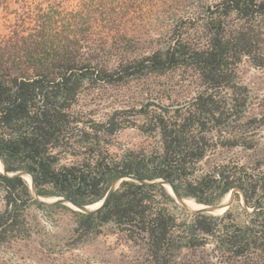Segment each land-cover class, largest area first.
I'll return each mask as SVG.
<instances>
[{
  "label": "trees",
  "instance_id": "1",
  "mask_svg": "<svg viewBox=\"0 0 264 264\" xmlns=\"http://www.w3.org/2000/svg\"><path fill=\"white\" fill-rule=\"evenodd\" d=\"M0 10L11 18L0 38V157L9 174L30 173L39 196L82 206L100 202L127 176L166 180L202 205H219L239 189L249 208L264 206L261 165L222 158L239 147L254 149L264 128V105L248 115L251 93L236 72L244 61L264 68V0L204 5L178 22L165 48L134 59L120 48L94 46L88 30L93 18L81 11L47 0H0ZM107 56L118 57L116 66L109 67ZM171 74L195 96L165 104L172 89L151 88V80ZM87 82L149 88L140 109L135 105L99 122L74 111ZM129 128L150 144L114 154L110 138ZM0 188V243L30 238L25 211L35 200L29 185L0 173ZM170 203L174 199L162 186L125 181L102 211H71L75 233L78 239L95 237L112 225L144 248L151 264H264V210L246 214L244 223L232 212L197 211L180 221ZM208 247V260L179 258L185 250Z\"/></svg>",
  "mask_w": 264,
  "mask_h": 264
},
{
  "label": "rangeland",
  "instance_id": "2",
  "mask_svg": "<svg viewBox=\"0 0 264 264\" xmlns=\"http://www.w3.org/2000/svg\"><path fill=\"white\" fill-rule=\"evenodd\" d=\"M47 1L56 2L68 11H81L86 18L91 16L93 23L88 30L93 32V45L126 50L127 58L134 59L165 48L169 44L170 34L182 18L192 16L200 7L218 0ZM9 20L11 18L0 10V38L7 34ZM117 58L106 57L110 68L116 66ZM236 72L238 81L251 93L248 115L257 114L264 105V68L244 61ZM178 81V74H171L152 79L151 88L172 89L173 93L164 100L165 104L195 96L194 88L177 85ZM148 88L146 84L138 82L123 86L92 85L87 82L79 94L74 111L88 119L105 122L117 111L130 110L135 105L140 109L141 102L147 98ZM256 139L258 144L254 149L239 147L225 151L222 158L248 167L260 164L264 171V128ZM149 144L150 141L140 130L129 128L111 137L108 146L114 154H122ZM4 196L5 191L0 188V213L5 210ZM189 205L192 207L195 203ZM168 207L180 221L191 220L193 213L184 210L175 200ZM71 211L74 210L65 205L43 206L36 201L30 204L25 216L31 237L0 243V264H151L146 250L127 241L112 225L105 226L100 235L78 239L75 233L77 218ZM228 212H232L240 223H244L246 214H250L238 196ZM212 256L213 248L208 247L185 250L179 258L184 262L204 261Z\"/></svg>",
  "mask_w": 264,
  "mask_h": 264
},
{
  "label": "water",
  "instance_id": "3",
  "mask_svg": "<svg viewBox=\"0 0 264 264\" xmlns=\"http://www.w3.org/2000/svg\"><path fill=\"white\" fill-rule=\"evenodd\" d=\"M0 160L2 161V164H3V169L0 171V173L8 176V177H20L23 179V176L24 175H29L31 177V182H32V186H29L30 188V191H31V194L33 196V199L42 204L43 206H52V205H65V206H68L69 208H71L72 210L74 211H77V212H80V213H83V214H95L97 212H100L104 209V207L106 206V204L108 203L109 199L111 198V196L120 188V186L122 185L123 182L125 181H132V182H136V183H139L141 185H147V186H162L163 188H165L167 185L171 188L173 194H175L176 198H179L181 200H184L186 198H183L180 193L178 192V190L173 186V184H171L170 182L166 181V180H154V181H144V180H139L137 179L136 177L134 176H127V177H123V178H120L118 179L117 181H115L110 190L108 191L106 197L101 200L100 202L94 204V205H90V206H82V205H79L73 201H70L68 199H65V198H54V199H48V198H44V197H41L39 196V194L37 193V189H36V185H35V182H34V179H33V176L30 174V173H27V172H18V173H15V174H9L7 171H6V167H5V163L3 161V159L0 157ZM24 180V179H23ZM234 190H239V189H234ZM233 191V190H232ZM241 193H237V192H234L230 198V202H229V205H228V208L227 210L223 213V214H220V215H216V214H209V215H212V216H223L225 215V213L227 211H229L237 196L239 195L240 196V199H241V202L242 204L244 205L246 211L250 214L256 212V211H260V210H264V206L263 207H259V208H255V209H251L248 207V205L246 204L245 202V197L242 193L241 190H239ZM169 193V192H168ZM170 194V193H169ZM170 196L177 202V199H175V197L172 196V194H170ZM229 196V194L225 197V199ZM242 196V198H241ZM194 201V200H193ZM195 202V201H194ZM196 203V202H195ZM97 204H101V206L95 210H87L88 207H93ZM178 204V203H177ZM197 205H202V204H198L196 203ZM179 206H181L180 204H178ZM203 206H206V207H213V209L215 210H218L220 208V204L219 205H215V206H208V205H203ZM182 207V206H181ZM183 208V207H182ZM184 209V208H183ZM185 210V209H184ZM187 211V210H186ZM188 212V211H187ZM191 213V212H190ZM193 214H198V213H193ZM202 214H205V213H202Z\"/></svg>",
  "mask_w": 264,
  "mask_h": 264
},
{
  "label": "bare ground",
  "instance_id": "4",
  "mask_svg": "<svg viewBox=\"0 0 264 264\" xmlns=\"http://www.w3.org/2000/svg\"><path fill=\"white\" fill-rule=\"evenodd\" d=\"M0 165H1V168H0V171L3 169V164H2V161L0 160ZM23 179L24 181L29 185V186H32V182H31V177L29 175H24L23 176ZM166 191L169 192L170 194H172L173 197H175V199H177V203L180 204L185 210L189 211V212H196V211H199V212H202V213H205V214H216V215H220V214H223L227 208H228V205H229V202H230V198L232 196V194L234 192H237V193H241L239 190H233L229 193L230 197H229V201L228 203H226V199H224L221 203H220V208L218 210H215L213 209V207H206V206H203V205H197L193 200L191 199H184V200H181L179 198H176L175 194H173L171 188L167 185L165 187ZM242 198V196H241ZM48 199H54V198H48ZM192 203H195L194 206H190L189 204H192ZM101 206V204H97L93 207H88L87 210H95L97 208H99Z\"/></svg>",
  "mask_w": 264,
  "mask_h": 264
},
{
  "label": "flooded vegetation",
  "instance_id": "5",
  "mask_svg": "<svg viewBox=\"0 0 264 264\" xmlns=\"http://www.w3.org/2000/svg\"><path fill=\"white\" fill-rule=\"evenodd\" d=\"M197 212V211H196ZM199 212V211H198ZM193 213V212H192Z\"/></svg>",
  "mask_w": 264,
  "mask_h": 264
}]
</instances>
